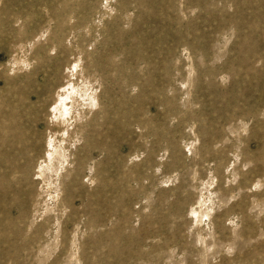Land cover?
<instances>
[{"label": "rangeland", "instance_id": "374dc122", "mask_svg": "<svg viewBox=\"0 0 264 264\" xmlns=\"http://www.w3.org/2000/svg\"><path fill=\"white\" fill-rule=\"evenodd\" d=\"M0 264H264V0H0Z\"/></svg>", "mask_w": 264, "mask_h": 264}]
</instances>
